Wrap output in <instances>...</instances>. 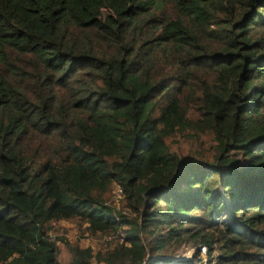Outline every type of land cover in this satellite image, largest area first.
<instances>
[{
  "label": "trees",
  "instance_id": "16d2710c",
  "mask_svg": "<svg viewBox=\"0 0 264 264\" xmlns=\"http://www.w3.org/2000/svg\"><path fill=\"white\" fill-rule=\"evenodd\" d=\"M68 219L117 239L67 264H264V0H0V264Z\"/></svg>",
  "mask_w": 264,
  "mask_h": 264
},
{
  "label": "rangeland",
  "instance_id": "374dc122",
  "mask_svg": "<svg viewBox=\"0 0 264 264\" xmlns=\"http://www.w3.org/2000/svg\"><path fill=\"white\" fill-rule=\"evenodd\" d=\"M167 143L172 151H175L180 156H192L198 158L199 155L206 157L208 160H212L213 149L212 141L209 136H201L199 139L190 138L185 133H177L167 139ZM107 202L117 211L125 214L129 218L133 216L131 211L127 208L126 203L122 200L118 194L117 187L114 185L110 191L106 194ZM223 216V217H222ZM225 212H221V215L216 220L218 223L225 220ZM220 225V224H219ZM49 234L55 237V240L59 246L58 259L62 264H67L69 260V251L64 240H67L70 244H78L80 246H91L95 251L103 250L109 245H113L117 239V236L112 235L113 232L92 234L86 229V225L81 223L78 219L60 220L51 222L48 225ZM127 228V227H123ZM110 236V239H107ZM194 248L189 246H183L174 254L168 255V258L178 262L180 256L185 258H192L194 254ZM217 249L213 251V255L217 254ZM207 255V251L202 254L204 258ZM201 256V257H202ZM202 257V258H203ZM178 258V259H177ZM205 260V259H204ZM203 260V261H204Z\"/></svg>",
  "mask_w": 264,
  "mask_h": 264
},
{
  "label": "built area",
  "instance_id": "2783aa9c",
  "mask_svg": "<svg viewBox=\"0 0 264 264\" xmlns=\"http://www.w3.org/2000/svg\"><path fill=\"white\" fill-rule=\"evenodd\" d=\"M117 187V191H118V194L121 196V194H122V191H121V189L118 187V186H116ZM120 234H123V232H121ZM111 237L110 236H108V238L107 239H110ZM119 239H121V237H118ZM51 239H55V237L54 236H51ZM205 251H206V248L204 247V246H202V247H200V255L202 256V254L203 253H205ZM203 257V256H202ZM178 259V258H177ZM205 259V260H204ZM203 260H204V262L206 261V258H204L203 257Z\"/></svg>",
  "mask_w": 264,
  "mask_h": 264
},
{
  "label": "water",
  "instance_id": "95a60500",
  "mask_svg": "<svg viewBox=\"0 0 264 264\" xmlns=\"http://www.w3.org/2000/svg\"><path fill=\"white\" fill-rule=\"evenodd\" d=\"M185 258V256H180V258L179 259H184Z\"/></svg>",
  "mask_w": 264,
  "mask_h": 264
}]
</instances>
